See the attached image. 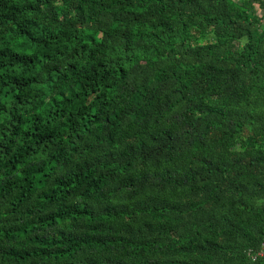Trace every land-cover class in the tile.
I'll return each instance as SVG.
<instances>
[{
  "label": "trees",
  "instance_id": "trees-1",
  "mask_svg": "<svg viewBox=\"0 0 264 264\" xmlns=\"http://www.w3.org/2000/svg\"><path fill=\"white\" fill-rule=\"evenodd\" d=\"M264 0H0V264H264Z\"/></svg>",
  "mask_w": 264,
  "mask_h": 264
},
{
  "label": "built area",
  "instance_id": "built-area-1",
  "mask_svg": "<svg viewBox=\"0 0 264 264\" xmlns=\"http://www.w3.org/2000/svg\"><path fill=\"white\" fill-rule=\"evenodd\" d=\"M248 255L251 256L252 258H261L264 261V242L261 244L260 249L255 252V253H251L250 251L248 252Z\"/></svg>",
  "mask_w": 264,
  "mask_h": 264
}]
</instances>
